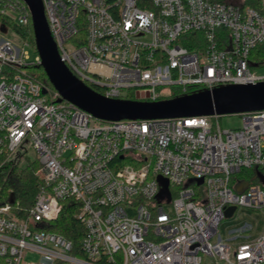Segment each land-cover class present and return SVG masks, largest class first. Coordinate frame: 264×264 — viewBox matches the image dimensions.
Wrapping results in <instances>:
<instances>
[{"label":"built area","instance_id":"1","mask_svg":"<svg viewBox=\"0 0 264 264\" xmlns=\"http://www.w3.org/2000/svg\"><path fill=\"white\" fill-rule=\"evenodd\" d=\"M247 2L43 0L61 57L79 78L107 97L152 101L264 80L251 63L264 45V0ZM0 16L22 41L0 39V171L34 150L28 163L39 177L28 207L0 195V264H202L204 255L264 264V226L256 237L243 235L251 224L219 233L230 206L264 212V109L239 114V128H223L218 115L96 118L57 101L58 91L30 72L41 58L16 29L32 22L27 3L0 0ZM82 23L86 40L76 45ZM159 176L170 200L159 195ZM241 180L248 185L238 192ZM67 201L85 227L81 255L47 229Z\"/></svg>","mask_w":264,"mask_h":264},{"label":"water","instance_id":"2","mask_svg":"<svg viewBox=\"0 0 264 264\" xmlns=\"http://www.w3.org/2000/svg\"><path fill=\"white\" fill-rule=\"evenodd\" d=\"M31 12L34 41L41 58L39 68L46 73L60 97L68 100L104 120L153 119L184 116H221L241 114L264 109V80L256 83L227 84L203 88L192 93L160 100L107 97L79 78L62 59L58 45L51 33L43 0H24ZM262 177L256 169L255 177ZM162 185L160 197L171 199L169 180L159 176ZM201 183L203 179H198ZM248 181H239L235 188L242 192ZM237 206L226 209L225 216H233Z\"/></svg>","mask_w":264,"mask_h":264},{"label":"trees","instance_id":"3","mask_svg":"<svg viewBox=\"0 0 264 264\" xmlns=\"http://www.w3.org/2000/svg\"><path fill=\"white\" fill-rule=\"evenodd\" d=\"M149 1V0H147ZM249 4L255 5V0H248ZM17 31L21 32L24 37H28L31 41L32 46L35 48V39L32 22L25 28H16ZM86 40V29L85 25L82 23L79 25V33L77 36L73 37L71 41L76 45H81L85 43ZM251 63L252 65H262L264 64V45H259L253 49L251 53ZM33 69H39L34 67ZM40 74L36 77L44 81L49 86L53 87L50 83L46 73L41 68ZM96 90H100L95 84L87 82ZM180 92H175L174 96L179 95ZM128 98L134 99V94L127 96ZM37 169V163H31L27 166L19 168H13L11 170L3 169L0 172V195L5 196L9 193H14L16 197L22 199L23 207H28L33 200L39 183V177L35 174ZM244 171V170H243ZM13 189V191H9ZM174 193V191H173ZM78 209L75 202L67 201L64 203L60 215L56 220L51 222L47 229L59 234H62L64 237L70 239L75 248V253L83 254L81 250V240L85 234V227L76 217Z\"/></svg>","mask_w":264,"mask_h":264},{"label":"rangeland","instance_id":"4","mask_svg":"<svg viewBox=\"0 0 264 264\" xmlns=\"http://www.w3.org/2000/svg\"><path fill=\"white\" fill-rule=\"evenodd\" d=\"M10 27H14L13 22L6 17L0 16V39L4 38L6 40L7 39L11 40L14 44L21 46L22 41L20 36L16 34ZM31 45H26L25 50H27L30 56L33 58L36 56L37 51L36 48H34ZM40 69L41 68H39L38 70L32 68L30 72L33 75L37 76L38 74H40L39 71ZM254 71L258 75L264 76V64L255 66ZM219 121L223 128H239L242 125V118L239 114L221 115ZM36 157H37L36 152L34 150H30L28 156L29 159L24 160L22 158L20 159V161L17 162V164H13L11 166L9 165L4 169H6V171L11 170L13 168L19 170V168L21 169L22 167L27 166L29 164L28 163L29 160H35ZM247 224H251L252 227L249 230L244 231L243 235L248 234L251 237L258 236L263 230L264 212L253 210L248 207L240 206L237 208L233 216L225 217L224 219L221 220L219 224V233L222 235L223 238H229L231 234L235 233L234 231L239 230L240 228L244 227ZM26 260L30 262H34L37 260V256L28 255ZM202 264H224V263L216 258L204 255Z\"/></svg>","mask_w":264,"mask_h":264}]
</instances>
